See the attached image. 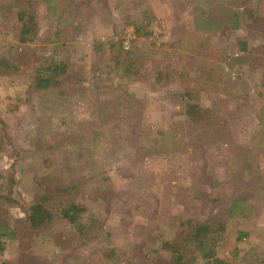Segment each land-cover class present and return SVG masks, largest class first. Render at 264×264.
<instances>
[{
	"label": "rangeland",
	"instance_id": "obj_1",
	"mask_svg": "<svg viewBox=\"0 0 264 264\" xmlns=\"http://www.w3.org/2000/svg\"><path fill=\"white\" fill-rule=\"evenodd\" d=\"M12 1L0 0V60L8 62L0 66V223L16 235L0 237V264H116L102 247L128 258L119 264H166L162 243L180 222L225 219L232 208L219 256L264 264V53L255 51L264 0H206L204 23H194L196 0H52L51 17L37 0L24 18L36 14V42L24 45L16 16L31 3ZM77 23L83 30L73 34ZM129 30L141 35L125 50ZM66 59L81 79L74 90L55 98L30 88L36 69ZM207 59L221 69L220 86L199 73ZM186 94L201 121L187 119ZM70 184L84 220L102 225L100 243L83 245L55 219L21 249L23 209Z\"/></svg>",
	"mask_w": 264,
	"mask_h": 264
},
{
	"label": "trees",
	"instance_id": "obj_2",
	"mask_svg": "<svg viewBox=\"0 0 264 264\" xmlns=\"http://www.w3.org/2000/svg\"><path fill=\"white\" fill-rule=\"evenodd\" d=\"M60 1H62V3L65 2V0H55V5ZM196 1L197 6H194V1H191L192 3H194V23H204V21H209L203 20L205 13L199 7L200 3L206 4L204 3L206 0ZM37 2V0H29L25 2H23V0H14V2L12 1L10 3L11 5L21 3H25L26 5H28V3H31V7L28 9V11H19L16 16L18 22H21L18 33V43L20 45H24L29 41L31 43L36 42L37 31L35 32V34H32L37 27V23L33 22L36 14H30L28 16V21H25L24 18L27 13H30V9L31 11L36 10L38 4ZM46 2L47 12L51 17V13L53 12V9L55 7L51 3L52 0H46ZM63 14L65 13L63 12ZM233 18H235V16ZM210 19L211 21L213 20V18ZM214 21L215 23H220L217 20H213V22ZM58 23H65V20L64 22L59 21ZM135 34H137L136 37H140L141 35H139L138 31H136ZM239 46L241 51H247L248 44L246 41L240 42ZM112 47L117 48L116 52L119 56L124 53L121 43H116V46L113 45ZM255 51H257V53H264V43L256 46ZM125 58L122 60L126 61ZM207 60L208 63L200 61L201 66L204 65L205 68L200 69L199 73L200 71H202L201 74L203 75V79L209 81L210 84L214 85L216 83L217 86H220V84H222L221 69L220 67L211 64L209 62V59ZM232 60H235L236 63L239 62L240 65H243L249 59L248 57H236ZM2 62L8 64L7 61L4 62L3 59H1L0 66ZM69 68L70 63L67 62V59L61 61L51 60L48 66L44 67V69H36L37 75L32 78V87L30 88L36 92H45L48 96L51 97H62L65 93V90H74L72 88L76 87L75 85L81 80L73 71V69ZM186 97H188V100L185 103V115L187 119H191L192 121L194 120V122H199L201 121V119H204V115L200 108L194 102H192L191 94H186ZM131 111L132 109H129V114L132 113ZM108 112L109 115L107 113L105 114L108 115V118L110 117V115L114 116L113 109ZM100 115L102 116L103 114ZM240 187L241 186L237 185L236 189H240ZM74 189L75 188L73 184H70L68 187H62L60 189H49L48 192L43 193L42 195L38 194L37 196H35L32 203L23 209L24 219L19 222L21 224V233L22 235L24 234L22 237V241L19 242L21 249H25L26 245H24L23 243H26L27 240L30 239V241H32L33 238V240H35L40 232L51 228L55 219H61L65 221L69 229L74 230V232L78 235L83 245H89L93 242H97L96 244L100 243L98 240L103 237L102 225L94 217L89 215L87 216L88 219L84 220L87 209L83 205L78 204L74 201ZM231 198H233V195H231L229 199H217L214 204H218L220 201L231 202L233 201L231 200ZM241 203H243V201ZM227 208H230V206ZM222 209L225 208L220 209L223 213H225V211ZM232 211L233 208L232 210L230 209V214H225V219H223V214L214 213L203 222L197 221L195 219H188L184 222H180L176 229V234L170 240L163 241L162 243L163 250L165 252H168L170 255L169 260L168 262H166V264H232L230 262H225V260L219 256L220 248H222L223 244L225 243L224 236L227 231V226L230 224L229 219H233L234 217L231 216ZM9 225L10 224H6L5 222L0 223V237L2 239L12 240L16 235V226L11 227ZM1 228L3 230L2 232ZM2 239L0 240V256L4 252L6 245V243ZM102 248L104 250L103 255L106 256L104 258L107 260L113 259L117 261L116 264H119L123 260L128 259L127 257H125V255L120 254L115 248ZM246 253L251 254L250 251H246L244 254ZM236 254H238V249L235 247L232 255L234 256ZM242 259L243 261H245L246 258L243 257ZM129 261L128 263L132 264ZM155 264H163V261L161 263L160 259H158Z\"/></svg>",
	"mask_w": 264,
	"mask_h": 264
},
{
	"label": "crops",
	"instance_id": "obj_3",
	"mask_svg": "<svg viewBox=\"0 0 264 264\" xmlns=\"http://www.w3.org/2000/svg\"><path fill=\"white\" fill-rule=\"evenodd\" d=\"M110 2V4H111V1H109ZM165 4V3H164ZM167 6V5H166ZM166 6H163L162 7V9H161V11H166ZM148 9V12L150 11L149 9H150V6L147 8ZM66 13V12H65ZM71 13V11H68L67 12V14H65V15H67V16H69V14ZM144 14V13H143ZM149 14V13H148ZM64 14H63V17L65 16ZM63 17L61 18V22H64V20L65 19H63ZM49 21H51L50 19H48ZM52 23V22H51ZM54 23H57V20H54ZM160 23V22H159ZM72 26V25H71ZM160 27L159 28H161V25H159ZM83 24L82 23H77L75 26H73V28L74 29H72V32H73V34L74 33H81V31L83 30ZM164 27V26H163ZM164 31H165V27H164Z\"/></svg>",
	"mask_w": 264,
	"mask_h": 264
},
{
	"label": "built area",
	"instance_id": "obj_4",
	"mask_svg": "<svg viewBox=\"0 0 264 264\" xmlns=\"http://www.w3.org/2000/svg\"><path fill=\"white\" fill-rule=\"evenodd\" d=\"M136 39H137V37H136V35L133 33V31H132V30H129V33H127V34L125 35V37H123V38L121 39V43H122V45H123V48H124L125 50H128V49L130 48V43H131V42H134ZM115 40H117V39L115 38Z\"/></svg>",
	"mask_w": 264,
	"mask_h": 264
}]
</instances>
